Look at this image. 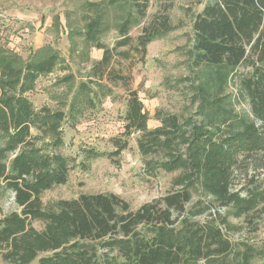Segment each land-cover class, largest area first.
Returning <instances> with one entry per match:
<instances>
[{
	"label": "trees",
	"instance_id": "obj_1",
	"mask_svg": "<svg viewBox=\"0 0 264 264\" xmlns=\"http://www.w3.org/2000/svg\"><path fill=\"white\" fill-rule=\"evenodd\" d=\"M166 1L165 13L155 15L136 39L130 35L131 19L124 20L113 48L102 42V8L89 3L96 15L74 36L83 40L86 49L102 50L103 56L85 81L73 74L61 81L72 86L58 109H37L27 94L39 78L60 65L59 52L46 45L24 58L2 44L0 37V199L10 195L15 206L0 219L4 263L199 264L235 254L234 264H253L260 256L250 245L233 251L217 218L222 209H230L236 218L264 209V0H210L192 25L195 65L215 69L220 89L227 78H240L253 118L229 113L214 127L205 121L182 125L171 116L162 119L160 128L150 130L139 91L131 87L134 67L130 65L124 74L114 68L112 60L115 53L130 60L133 51L144 62L148 45L170 31L168 12L173 0ZM136 7L135 24H139L148 5ZM74 36L70 39L77 46ZM123 48L128 50L118 52ZM241 67L249 70L247 74L240 75ZM118 87L124 90V132L110 139L112 153L92 150L88 156L119 157L136 135L143 156L162 154L160 167L169 173L180 172L174 181L179 189L137 210L119 196L106 193L81 194L45 205L43 194L66 185L73 170L74 161L60 151L65 145V126L76 121L80 105L93 109L98 97L114 96ZM200 92L206 90L200 88ZM201 96L206 100V93ZM239 176L243 177L240 189L235 183ZM196 184L212 202L198 201L189 207L190 189ZM207 214L210 219L201 223L198 219ZM35 223L43 229L38 230Z\"/></svg>",
	"mask_w": 264,
	"mask_h": 264
},
{
	"label": "rangeland",
	"instance_id": "obj_2",
	"mask_svg": "<svg viewBox=\"0 0 264 264\" xmlns=\"http://www.w3.org/2000/svg\"><path fill=\"white\" fill-rule=\"evenodd\" d=\"M210 0H173L168 12L170 31L160 39L150 43L144 62L142 55L131 51V59L115 56L112 65L125 74L128 67L134 68L131 73V87L139 91V97L149 114L148 128L158 129L162 119L174 116L180 124L201 121L214 123L217 127L220 118L232 113L235 116L253 118L249 98L240 84V78L229 77L219 88L220 79L215 69L197 66L193 59L194 33L192 29L195 16L202 11ZM89 3L99 4L104 12V36L102 42L113 48L119 37L118 27L126 19H131L133 25L130 31L136 39L144 26L149 24L155 15H163L166 0H0V37L2 44L27 58L31 52L46 46H53L61 56V63L56 70L37 80L35 89L27 94L37 109L49 107L61 108L70 91L69 83H62L69 75H75L78 80L86 77L94 63L101 60L102 50L86 49L83 40L74 36L77 31H83L88 18L96 12L90 9ZM148 5L145 17L136 23L137 7ZM74 36L77 46L70 39ZM77 47V48H76ZM84 50V51H83ZM127 48L119 49L127 51ZM83 51V52H82ZM87 53V57L81 54ZM249 70L241 67L240 75ZM204 88L206 92H200ZM114 96H100L93 109L86 104L80 105V115L71 125L65 126L63 140L65 145L61 153L74 161L66 185L55 187L42 196L45 205L58 200H71L81 194L106 193L115 194L128 202L132 210L163 197L179 189L174 185L179 171L166 172L160 167L163 155L143 156L137 146V136L129 140V147L119 157L90 158L89 151L112 153L114 148L110 142L113 137H120L124 132V104L122 87L114 88ZM96 91V88H94ZM207 94L202 100L201 94ZM205 113L200 116V113ZM208 131L213 126H208ZM222 129L224 128L221 125ZM215 130V129H214ZM213 130V131H214ZM37 132L34 131V134ZM49 142V141H48ZM241 176L236 180L240 189ZM264 171H261V179ZM191 203L198 201L212 202L200 185L191 189ZM15 206L12 196L0 199V219L13 211ZM213 212V211H212ZM204 215L198 220L205 223L210 216ZM224 236L231 242L234 250L241 251L243 245H250L260 253L253 264L264 263V209L248 217L236 218L230 209H222L217 218ZM38 230L43 229L41 223H35ZM235 254L228 257L201 261L199 264H234ZM0 264H6L0 258Z\"/></svg>",
	"mask_w": 264,
	"mask_h": 264
}]
</instances>
